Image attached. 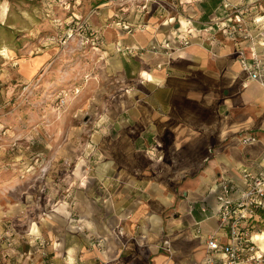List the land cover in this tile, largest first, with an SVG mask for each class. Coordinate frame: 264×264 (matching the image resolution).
Listing matches in <instances>:
<instances>
[{
  "label": "crops",
  "instance_id": "0c3cea01",
  "mask_svg": "<svg viewBox=\"0 0 264 264\" xmlns=\"http://www.w3.org/2000/svg\"><path fill=\"white\" fill-rule=\"evenodd\" d=\"M177 1L179 11L196 24L224 12L223 0ZM120 2H99L100 27ZM29 5V0H0V29L17 38L0 44V51L8 53H2L3 62L18 50L23 56L16 60L29 67L24 55L32 46L40 47L31 45L36 36L39 40L42 23L39 17L33 20ZM129 16L137 20L133 12ZM144 20L151 24L144 31L106 27L104 33L108 29L113 41L124 43L146 44L153 36L162 37L163 28L154 29L161 20L157 8ZM180 21L186 28L187 20L181 16ZM234 48L232 41L220 39L212 46L190 45L169 57H135L136 76L127 85H140L134 92L139 97L117 109L118 115L127 110L131 121L117 123L119 134L111 148L108 141L103 144V153L123 168L101 169L98 177L105 182L100 190L80 186L70 206H53L54 215L67 221L71 231L60 240L63 259L53 264H90L96 258L103 264H201L204 239L218 226L213 185L224 175L236 179L243 169L260 167L264 159V89L245 80ZM115 64L120 68L118 60ZM142 70H147L142 73L146 80ZM114 112L107 111V121L115 118ZM245 133L257 139L242 143ZM75 173L86 181L83 171ZM99 193L102 200L96 198ZM91 236L103 238L101 248L91 246ZM163 244L172 247V255Z\"/></svg>",
  "mask_w": 264,
  "mask_h": 264
},
{
  "label": "rangeland",
  "instance_id": "374dc122",
  "mask_svg": "<svg viewBox=\"0 0 264 264\" xmlns=\"http://www.w3.org/2000/svg\"><path fill=\"white\" fill-rule=\"evenodd\" d=\"M29 1L33 20L42 23L39 40L31 42L40 47L24 55L29 67L16 60L23 56L18 50L9 62L1 61L7 49L0 51V264L63 259L60 240L71 231L53 206H70L80 186L100 190L101 169L123 168L103 153V144L111 148L117 123L131 121L127 110L118 115L117 109L139 97L140 85H127L136 58L117 53L100 15H90L101 0ZM13 39L0 29V44ZM121 92L128 96L118 98ZM107 109L115 111L110 121Z\"/></svg>",
  "mask_w": 264,
  "mask_h": 264
},
{
  "label": "built area",
  "instance_id": "2783aa9c",
  "mask_svg": "<svg viewBox=\"0 0 264 264\" xmlns=\"http://www.w3.org/2000/svg\"><path fill=\"white\" fill-rule=\"evenodd\" d=\"M118 1H122V5L106 18V27L126 33L144 31L151 26L144 20L146 14L157 8L161 20L154 29L157 31L163 28L164 34L160 38L153 36L146 44L124 43L118 39L114 42L117 53L137 58L152 54L169 57L193 44L212 46L224 39L233 42V54L246 75L245 80L257 83L264 89V7L258 0L250 3L223 0V14L200 24L179 11L177 0ZM132 12L137 20L130 19L129 14ZM93 13L99 14V9L92 10L91 14ZM181 16L187 20L186 28H182ZM143 71L147 70L140 72L142 79L146 80ZM256 139L253 133H245L241 142L248 143ZM213 191L216 193L214 214L218 219V226L204 239L201 264H264V159L260 167L243 169L236 179L222 176L213 185ZM201 209L206 211L204 207ZM199 231L196 228V234ZM90 244L101 248L103 238L91 236ZM161 248L172 255L170 245L163 244ZM103 263L104 261L96 258L90 264ZM44 264L53 262L47 260Z\"/></svg>",
  "mask_w": 264,
  "mask_h": 264
},
{
  "label": "bare ground",
  "instance_id": "6f19581e",
  "mask_svg": "<svg viewBox=\"0 0 264 264\" xmlns=\"http://www.w3.org/2000/svg\"><path fill=\"white\" fill-rule=\"evenodd\" d=\"M182 23V22H181ZM183 28V27H182Z\"/></svg>",
  "mask_w": 264,
  "mask_h": 264
}]
</instances>
